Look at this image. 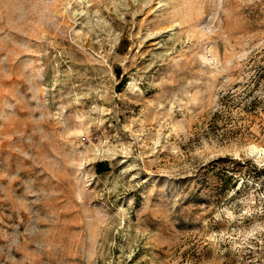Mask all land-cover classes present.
Here are the masks:
<instances>
[{
  "label": "rangeland",
  "instance_id": "1",
  "mask_svg": "<svg viewBox=\"0 0 264 264\" xmlns=\"http://www.w3.org/2000/svg\"><path fill=\"white\" fill-rule=\"evenodd\" d=\"M0 264H264V0H0Z\"/></svg>",
  "mask_w": 264,
  "mask_h": 264
},
{
  "label": "trees",
  "instance_id": "2",
  "mask_svg": "<svg viewBox=\"0 0 264 264\" xmlns=\"http://www.w3.org/2000/svg\"><path fill=\"white\" fill-rule=\"evenodd\" d=\"M223 188H224V186L221 185V189H223Z\"/></svg>",
  "mask_w": 264,
  "mask_h": 264
}]
</instances>
